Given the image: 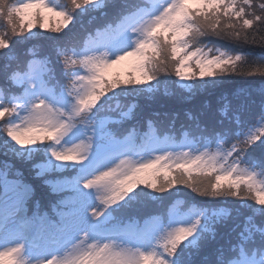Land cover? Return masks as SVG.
I'll use <instances>...</instances> for the list:
<instances>
[{
  "label": "snow or ice",
  "instance_id": "snow-or-ice-1",
  "mask_svg": "<svg viewBox=\"0 0 264 264\" xmlns=\"http://www.w3.org/2000/svg\"><path fill=\"white\" fill-rule=\"evenodd\" d=\"M233 76L264 78V0H0V264H264V82L179 138L138 111Z\"/></svg>",
  "mask_w": 264,
  "mask_h": 264
},
{
  "label": "trees",
  "instance_id": "trees-1",
  "mask_svg": "<svg viewBox=\"0 0 264 264\" xmlns=\"http://www.w3.org/2000/svg\"><path fill=\"white\" fill-rule=\"evenodd\" d=\"M116 3H123L125 0H115ZM128 3H132L133 0H127ZM109 12V17L112 14V9L107 10ZM92 16H96L97 19L93 20L92 23H89V19ZM80 20L84 24V28L86 30H94L95 27L102 25L105 21L104 18L99 17V13H89L88 15H85L80 18ZM77 31L79 32V35L82 37L84 35V31L80 29L79 24L77 25ZM258 38V37H257ZM36 42H21L18 45V50L20 55H25L27 54L28 48H31L34 46ZM217 45L220 46L224 42L221 41H216ZM246 49H253L256 51V53H259L261 51L259 44H248L244 45ZM123 76V75H122ZM172 80H176L177 78L174 76V74L170 77ZM264 82V78L262 77H252V76H233L229 78H225L224 83L219 85L215 90L211 92H201L191 99H184L182 94H177L174 96H165L163 95V89H161V93L157 94L154 99H146L144 97H140L137 100V103L139 104V109L138 111H142L144 116L149 115L152 112H168V113H178V119L176 120L175 123V132L177 135H180V125L182 123H186L184 120V113L186 110H190L192 112H196L199 110L205 102H208L209 104H215L217 97L224 92H231L235 90L238 87H249V88H259L261 86V83ZM133 98L128 97L126 98V101H131ZM168 119L162 118L161 120L157 121V126L159 128L160 134L169 130L168 124H169ZM132 123H135V121H128L125 125V127L131 125ZM140 130L141 131H146L147 130V125L145 121L141 120L139 124ZM4 157L0 156V160H3ZM16 166L18 168H21L22 170L24 169V166L19 164V162H15ZM29 183H32L34 186L38 184L37 181H34L31 177H26ZM38 190V189H37ZM184 193H188V195L180 194L174 199H180V200H188L191 199L193 203H196L200 201L202 198L200 197H195L194 194L190 193V190L184 189ZM227 241H222L221 243H226Z\"/></svg>",
  "mask_w": 264,
  "mask_h": 264
},
{
  "label": "rangeland",
  "instance_id": "rangeland-1",
  "mask_svg": "<svg viewBox=\"0 0 264 264\" xmlns=\"http://www.w3.org/2000/svg\"><path fill=\"white\" fill-rule=\"evenodd\" d=\"M127 70H131L130 68L127 67V65H122L120 67H118L117 69H115V71L120 72L121 75H123L125 73V71Z\"/></svg>",
  "mask_w": 264,
  "mask_h": 264
},
{
  "label": "bare ground",
  "instance_id": "bare-ground-1",
  "mask_svg": "<svg viewBox=\"0 0 264 264\" xmlns=\"http://www.w3.org/2000/svg\"><path fill=\"white\" fill-rule=\"evenodd\" d=\"M44 209H46V208H44Z\"/></svg>",
  "mask_w": 264,
  "mask_h": 264
}]
</instances>
